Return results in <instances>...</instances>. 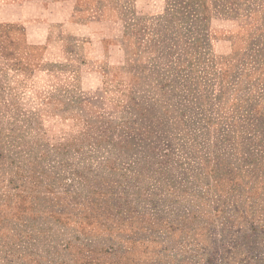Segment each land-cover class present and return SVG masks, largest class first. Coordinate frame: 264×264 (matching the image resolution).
<instances>
[{
    "label": "rangeland",
    "instance_id": "obj_1",
    "mask_svg": "<svg viewBox=\"0 0 264 264\" xmlns=\"http://www.w3.org/2000/svg\"><path fill=\"white\" fill-rule=\"evenodd\" d=\"M0 264H264V0H0Z\"/></svg>",
    "mask_w": 264,
    "mask_h": 264
}]
</instances>
